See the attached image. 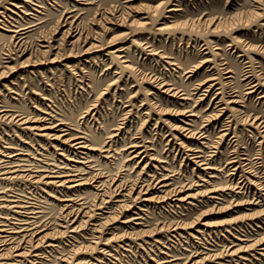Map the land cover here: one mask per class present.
I'll return each instance as SVG.
<instances>
[{
    "label": "rangeland",
    "instance_id": "obj_1",
    "mask_svg": "<svg viewBox=\"0 0 264 264\" xmlns=\"http://www.w3.org/2000/svg\"><path fill=\"white\" fill-rule=\"evenodd\" d=\"M113 5L130 6L123 25L97 22ZM64 10L99 33L101 51L81 55L82 42L55 33ZM3 23L30 26L26 54L5 58L15 43ZM0 110L11 115L0 120V173L19 157L27 174L0 175V222L35 212L31 242L42 239L41 258L9 249L0 264H264V0H0ZM58 119L92 147L82 175L92 179L70 189L41 171L80 166L69 144L44 135ZM112 184L114 202L97 209ZM73 206L86 221L78 233L62 216Z\"/></svg>",
    "mask_w": 264,
    "mask_h": 264
},
{
    "label": "bare ground",
    "instance_id": "obj_2",
    "mask_svg": "<svg viewBox=\"0 0 264 264\" xmlns=\"http://www.w3.org/2000/svg\"><path fill=\"white\" fill-rule=\"evenodd\" d=\"M76 1L80 2V1H84V0H76ZM129 1H132V0H126V2H129ZM161 4H162V2L159 3L158 5L161 6ZM158 5L153 8V15L156 13V11L158 9ZM124 10L127 11V12H131L132 11L130 9V6H124ZM124 10H123V12H121L119 14H116L119 11L118 10V6L113 5L110 8V10H109V12H111V14L113 15L112 17L103 16L100 19H97L96 21L97 22L101 21L100 22L101 24L102 23L104 24L105 22H110V23L115 24V25H123V23L125 22V19H126L125 14H124ZM71 13H72V10H64L61 13V15L59 16V20L57 21L58 24H56V30H55L56 32L55 33H61V36L63 38L62 40H65V43H68L70 39L75 38L71 42L72 43V47H74V43L75 42H77V43L79 41L82 42L83 43L82 44L83 45L82 46V51L83 52H82L81 55L90 54V53H94V52H97V51H101L102 50V45H100L98 43V40L94 39L96 34H99V33H96V32L94 34H91L90 32L86 33L79 26L78 23L72 22V19H71L72 17H71V15H69ZM209 21L210 20H208V23L212 22V19H211L210 22ZM29 27L30 26H26V27H18V26H16L14 29H8L9 28L8 26H6L4 23L2 24V28L3 29L10 30L13 33V35H11V37L13 38V42L15 43L14 48H13V49H15V52L14 53L8 52L7 54H5L6 55L5 58H11V54H15V53H17V55H18V53H20L19 56H22V55L27 53V50H25V48H22V45H20L19 43H21V41L25 37V34H26L27 29ZM108 30L109 29L106 28V32ZM90 39L91 40H95L96 42H90ZM116 43H118V36L117 35L110 37L109 40H108V45L103 46L104 47L103 49H107L109 47H115ZM76 46L78 47V45H76ZM42 47H46L47 48V50L45 49L43 52H46V51L47 52H49V51L51 52V50L54 49V47L52 45L42 46ZM123 49H124V47L123 48H116L112 52H115V53L121 52V51H123ZM70 55H71V53H69L66 57H62L61 55H55L52 60L53 61H59V60L68 59V57H70ZM104 55H106V54H104ZM72 56L75 57V56H78V54L77 53L76 54L72 53ZM120 57L122 58V56H119V58ZM153 81H155L154 78H153ZM159 87H161V88L163 87L165 92H167L170 95L174 96L175 91H173L174 88L172 86L168 85L167 83H163L162 82V83H160ZM181 95H183V94H181ZM3 111L4 110H0V120H2L3 118H9L11 116V115H6V112L2 113ZM87 111L88 110H86V112ZM10 119H12V120L16 119V123L22 124V123H26L27 117L23 116L22 114H16L15 116L11 117ZM259 127H260V129H262V131H264V122L263 121L260 122V126ZM48 128L52 129L55 132H53V134H50L48 132V133H46L44 135L45 136H49L52 139H58L61 143H67V145L69 144V147H72V154H73L71 161L75 162L77 164H80V166H77V165L74 164V165H72L69 168L66 167L65 170H60L59 168H57V170H54V167H51L50 169H46V170H41V171L49 172L47 174L50 175V176H46L45 175V176H43V178L44 177L53 178L52 181L46 182V183H51V184H55L58 187H65L67 189H70V188H74L76 186H81V185L85 184L88 180H91L92 177H89V178L82 177L83 174L87 173L86 172L87 168H89V164H90L89 161L90 160H89L88 151L92 150V147L87 142L86 134L84 132L78 131V133L72 134V136H70V130H71L70 123H66L65 121H63V119H58V121L52 127H44L42 129H48ZM115 129L117 130V128H115ZM72 130H74L73 126H72ZM134 145H137L136 148L140 147V145H138V144H133V145H130L128 147L129 148H134ZM143 153H144L143 151H138L132 156V158H140L141 159V157H142V159H143V158H145V155H143ZM14 155L25 156V155H28V154L19 152V153H16ZM59 155H62V154H59ZM195 157H197V156H195ZM13 158L14 157H11L10 160H8L7 162L4 163V166L6 168H8V170L1 172L0 175L13 174L12 178H21V177L27 175V174H23V172H25L24 170H19L18 168H16V167L19 166V164H16V163H18L19 161H21L23 159H21L19 157L15 158V159H13ZM41 167H44V166H41ZM40 176L41 175H38V177H40ZM163 179H161V180H163ZM105 181L109 182L110 180L105 179ZM162 186H164V185L161 184L160 187H162ZM119 187H120V185H118V184H116V185L112 184V186L109 189V193L111 195H113V196L112 197H108L109 199H102L98 203L99 208H97V209H101L100 207L109 209L110 206L107 205V204H109L111 202H114L113 198H114L115 195H117L116 191L119 190ZM132 187H133L132 185L129 186V189L127 191L132 190L133 189ZM135 189H134V191H135ZM147 189H148V187H146V188L142 187L140 190H141V192L143 194H145V193H147L146 192ZM134 191H133V193H134ZM174 193H176V190H173V191H171V193H168V194H174ZM149 199L150 198H148V197H144L142 201H148ZM180 199L181 198H178L177 201H179ZM116 202H117V200H116ZM1 204L2 203L0 202V206H3ZM64 206H66V204H64ZM117 206H119V207L120 206H127V204L126 203L125 204H119ZM73 210L75 212L77 210V207L74 208V206H73L72 210L70 209V212L67 211L65 214L62 212V216L66 219L65 222H67L69 224V227H68L67 230L69 232H72V233H76V232L78 233V231H81L84 228V226L86 225L85 224L86 221L78 222L77 218H78L79 214H77V212H75V213L73 212V214H70V213H72ZM23 213L27 214V215H25L26 219L24 221L19 220V222H20L19 225L12 224V225H17V226H12L10 223H2V222H0V260L4 259V256L8 254V250L9 249H12V252H13L11 257L20 258V257H23V255L24 256L25 255H27V256L29 255L31 257L33 256L34 260L41 258V254L40 253H36V251L38 249V244L41 243L42 239H39V238L34 239V237H35L34 236L33 237V241L31 242L32 233H34L35 230L31 229L30 226H33L35 221L34 222L30 221V220L34 219V217L33 216H28V214H34L35 212H32V211L26 212V211H24ZM68 213L70 215L66 218V214H68ZM101 214L102 213H100V215ZM94 215L95 216H99L97 214H94ZM73 216H76V217L71 219V217H73ZM97 227L99 228V225H95L94 226V228H97ZM63 233H64V230L63 231L62 230L57 231V232H55V236L54 237H56L58 235H61ZM16 235H17V237H15ZM73 237L74 236H72V238H71V236H68L69 239H72V242L75 241L73 239ZM17 238H18V241L13 242ZM94 241H96V240H94ZM7 245H8V247H7V249H5V246H7ZM23 245H27V246H23ZM47 246H49V244ZM50 247H55V245H52ZM79 248H81V247H79ZM81 250H84V248L82 247ZM51 251H53V250H51ZM57 252L58 251H55V253H57ZM73 253H77L76 249H74V248H72V255H73ZM53 257L55 259L59 260L60 262H64L65 259L66 260L69 259V257L66 258L63 255H60L58 257H55V256H53ZM34 263H37V262H34ZM83 263H88V262L86 261V262H83ZM38 264H42L41 261L38 262ZM191 264H196V263L193 262Z\"/></svg>",
    "mask_w": 264,
    "mask_h": 264
}]
</instances>
